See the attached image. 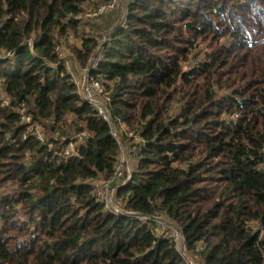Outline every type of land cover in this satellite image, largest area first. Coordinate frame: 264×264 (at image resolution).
Returning a JSON list of instances; mask_svg holds the SVG:
<instances>
[{
	"label": "trees",
	"instance_id": "1",
	"mask_svg": "<svg viewBox=\"0 0 264 264\" xmlns=\"http://www.w3.org/2000/svg\"><path fill=\"white\" fill-rule=\"evenodd\" d=\"M110 1L0 0V264H187L94 198L120 148L58 56L71 42L82 67L102 47L91 77L145 139L127 209L164 213L199 264H264V0H125L120 21L86 18Z\"/></svg>",
	"mask_w": 264,
	"mask_h": 264
},
{
	"label": "built area",
	"instance_id": "2",
	"mask_svg": "<svg viewBox=\"0 0 264 264\" xmlns=\"http://www.w3.org/2000/svg\"><path fill=\"white\" fill-rule=\"evenodd\" d=\"M124 2L125 0H111L109 3L86 6L85 16L88 19H98L103 15L116 10L120 3L123 4ZM125 11L124 8L123 12L125 13ZM69 40H74V37L70 36ZM107 40L108 37H104L101 43L106 42ZM29 46H32V42H29ZM56 51L59 58L65 61L67 69L78 89L79 95L86 100L94 108L98 116L110 126L111 133L117 140L120 148L119 159L111 177L108 179H97L92 181V194L94 198L102 203L106 212L112 215L132 217L141 223L148 224L151 231L157 237L168 240L174 246L177 253L187 264H199L189 254L182 231L175 224L171 223L164 213L157 211L149 215L129 210L126 207V201L118 195L119 190L130 181L132 174L134 173V170H129L130 161H128V163H126V168L129 171V174H125L124 163L127 161L124 160V156L128 155L130 157L131 155L134 158V163L137 164L141 157L142 148L145 145V139L136 131H129L123 124H117L113 121L108 108L110 96L106 92L104 82L91 77V70H96L99 62L103 58L102 47L97 49L96 57L87 67H82L72 53L65 50L64 44L58 46ZM11 56L12 54L7 55V57ZM4 105H8L7 101L4 102ZM21 121L30 125L29 130L34 133L40 141L44 140V137L41 134V128L35 125L30 117L23 114ZM46 123L49 124L50 122L47 121ZM56 135L58 136V134ZM85 135L86 134L83 133L77 136V141H82ZM75 153L76 141L71 140L64 147L62 156L65 159H68L75 155ZM198 249L203 250L204 244L200 243Z\"/></svg>",
	"mask_w": 264,
	"mask_h": 264
},
{
	"label": "rangeland",
	"instance_id": "3",
	"mask_svg": "<svg viewBox=\"0 0 264 264\" xmlns=\"http://www.w3.org/2000/svg\"><path fill=\"white\" fill-rule=\"evenodd\" d=\"M117 9H118L117 10L118 12H120L121 10L124 11L123 4L120 3V5H119V7ZM117 11H115V12L112 11L115 14H112V18L110 20L113 21V22L120 21L118 16H117V13H116ZM123 14H124V12H123ZM104 21H106V18H101L99 21H94L93 24H91V25H95L96 26V27H94L95 33H93V36H96L101 41H103V38L105 36V31L107 30V28L104 29V27H103L104 26ZM99 23H100L101 26L98 25ZM72 45H73V42H71L70 44H64L65 50L67 52H70V46H72ZM128 157H129L128 155L124 156V160L127 161V162L124 163V166H125L124 169H125V174L126 175L129 174V171L126 168V163H128V161H130V163H129V170L130 171L135 170V166L137 165V164L134 163V161H133L134 158L131 155H130L129 158Z\"/></svg>",
	"mask_w": 264,
	"mask_h": 264
}]
</instances>
